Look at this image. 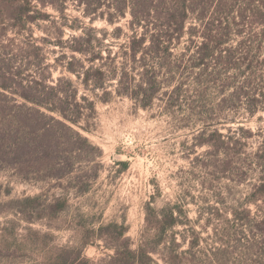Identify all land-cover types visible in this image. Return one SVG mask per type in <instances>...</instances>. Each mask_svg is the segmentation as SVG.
<instances>
[{
  "label": "trees",
  "instance_id": "1",
  "mask_svg": "<svg viewBox=\"0 0 264 264\" xmlns=\"http://www.w3.org/2000/svg\"><path fill=\"white\" fill-rule=\"evenodd\" d=\"M100 1L105 0H79V3L85 4V14L89 15L96 13ZM65 2L0 0V169L35 180L59 181L74 175V187L85 193L100 167L94 161L98 148L78 131H90L82 124L83 102H89L88 99L82 96L78 100L76 87L70 80L52 78L42 48L33 40L20 42L21 46L15 50V38L8 39L7 44L1 42L7 29L19 37L29 24L45 20L39 7L61 9ZM112 2L109 24L126 13L130 16L131 35L120 56L111 60L119 66L109 70L103 68L107 65L96 66L95 61L102 59L101 50L92 47L88 38L80 43V38L72 37L67 49L86 56L90 65H78L73 55L61 68L74 74L85 86L96 89H104L101 84L104 78L116 77L119 85L124 83V89L135 91L144 109L162 91L172 101L167 106L187 103L196 111V121L206 128L224 127V134L218 130L211 135L202 133L204 143L214 148L210 154L224 155L227 164L234 155H250L252 162L246 165L244 175L249 169L255 170L257 181L245 200L230 210L231 219H224L220 209L211 214L223 220L224 227L212 229L220 242L211 247V259L207 256V260L213 264L227 263L238 250V264H264V129L253 132L237 122L241 115L253 117L264 111V0ZM90 6L93 9L89 11ZM115 31L120 32V28ZM179 46L182 48L176 54ZM137 69L140 70L135 75ZM135 76L137 84H127ZM88 105L94 107L93 102ZM254 138L258 139L259 147L246 154L245 147ZM84 169L93 171L82 175ZM41 197L15 200L11 209L24 221L31 222L54 217L66 206L65 198L47 204ZM173 214L172 209H164L155 220L147 215L137 249L132 250L128 242L121 243L114 248V255L101 263L157 264L154 258L157 256L164 264H181L198 239L187 252L178 253L176 241L165 238L166 231L177 224ZM72 251L59 250L55 257H44L43 264H94L81 250Z\"/></svg>",
  "mask_w": 264,
  "mask_h": 264
},
{
  "label": "rangeland",
  "instance_id": "2",
  "mask_svg": "<svg viewBox=\"0 0 264 264\" xmlns=\"http://www.w3.org/2000/svg\"><path fill=\"white\" fill-rule=\"evenodd\" d=\"M112 3L102 1L96 13L89 15L79 0H66L63 9L39 7L45 20L29 24L19 37L7 29L1 38L3 44L15 38L17 46L13 50L21 46L20 42L33 40L42 48L52 78L70 80L79 101L84 96L94 103L91 109L89 102L82 101L85 107L82 124L90 131L77 130L98 148L94 161L100 167L85 193L74 187V175L59 181L35 180L0 169V264H43L44 257H55L59 250L73 253L81 250L94 264H103L102 260L113 256L114 248L121 243L128 242L132 250L137 249L147 215L155 220L164 209H172L177 221L166 231L165 238L176 241L178 253L187 252L198 239L181 264H213L207 256L211 259L210 249L220 241L212 229L220 230L224 221L211 214L220 209L224 219H231L230 210L245 200L257 181L255 170L249 169L244 175L246 165L252 162L250 155H234L227 164L224 155L210 154L214 148L204 143L202 133L211 135L218 130L224 134L226 129L219 125L206 128L197 122L196 111L187 103L167 106L172 101L161 91L144 109L135 91L124 89V83L119 85L116 77L104 78L101 82L104 89H96L85 86L74 74L61 68L73 55L78 65H90L86 56L67 49L72 37L80 38V43L88 38L92 47L101 50L102 59L95 61L96 66L107 65L103 67L105 70L119 66L111 60L120 56L131 35L130 16L126 13L109 24ZM92 9L90 6L89 11ZM101 14L103 17H99ZM117 27L120 32L115 31ZM181 48L177 47L175 53ZM131 82L136 85L138 76L130 77L127 84ZM237 122L253 132L264 129V111L253 117L241 115ZM248 143L246 154L259 147L257 138ZM88 171L84 169L81 173L86 175L93 170ZM38 195L47 204L65 198L66 206L54 217L31 222L24 221L11 209L13 201ZM238 254L235 251L223 264H238ZM154 258L157 264H164L157 256Z\"/></svg>",
  "mask_w": 264,
  "mask_h": 264
}]
</instances>
